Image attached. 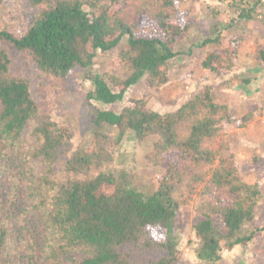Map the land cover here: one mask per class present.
<instances>
[{
  "label": "trees",
  "instance_id": "obj_1",
  "mask_svg": "<svg viewBox=\"0 0 264 264\" xmlns=\"http://www.w3.org/2000/svg\"><path fill=\"white\" fill-rule=\"evenodd\" d=\"M6 1L0 0V9ZM24 1L31 10L22 35L11 29L8 11L0 15V264H179L178 212L204 196L202 218L194 225L197 257L222 264L225 250L250 243L256 230L244 228L255 219L263 190L245 178L224 136L228 125L247 126L251 113L236 119L210 86L165 113L151 109L146 99H132L120 112L92 103L122 100L146 74L152 87L170 80V59L178 54L174 44L186 31L178 18L186 0ZM259 4L243 6L227 26L251 18ZM144 15L165 32L164 39L135 36ZM125 35L127 46L120 48ZM243 42L235 34L226 43L217 27L199 44L203 68L235 69ZM115 49L131 72L87 74L93 88L73 113L75 126L85 127L91 139L59 169L74 127L53 118L54 97L64 92L77 66L91 67L99 53ZM12 51L36 77L35 88L30 77L13 71ZM260 57L264 63V47ZM38 91L46 92L43 102ZM160 129L167 144L155 142L149 157L173 149L179 162L169 160L150 193L138 174H116L111 167L124 139L141 142Z\"/></svg>",
  "mask_w": 264,
  "mask_h": 264
},
{
  "label": "rangeland",
  "instance_id": "obj_2",
  "mask_svg": "<svg viewBox=\"0 0 264 264\" xmlns=\"http://www.w3.org/2000/svg\"><path fill=\"white\" fill-rule=\"evenodd\" d=\"M233 2H238L239 5L233 8ZM256 2L257 0L184 1L179 5L178 18L186 31L174 44L178 54L170 59V80L161 86L152 87L146 74L126 91L122 100L112 104L92 101L97 108L120 112L132 99H146L151 109L165 113L178 109L199 89L210 86L215 98L229 105L236 119L249 113L253 115L252 120L243 128L228 125L224 137L230 149L237 155L245 178L250 182L260 183L263 198L257 207L255 219L247 222L244 228L248 232L256 230L254 239L246 246L238 245L232 251L225 250L222 264H227L229 260L235 264H264V63L260 57V49L264 47V0H260L261 5H258L251 18H244L227 26L228 20L237 16L243 6L249 7ZM30 10L27 1L8 0L1 7L0 15L3 16L8 11V15L13 17L10 20L11 29L17 35H22L29 25ZM217 27L223 29L226 43L231 35L244 36V42L239 47V63L231 71L211 72L202 66L205 50L199 44L205 37L212 36ZM135 36L164 39L165 32L150 16L144 15L139 21ZM128 37L125 35L122 38L120 48L127 46ZM12 57L13 71L30 77L35 88L37 79L24 66L22 56L12 51ZM107 70L122 77L131 72L129 67L120 62L117 49L99 53L91 67L77 66L68 77L64 92L54 97L53 118L74 127V138L57 163L59 169L75 150L87 145L91 139V135L84 132L85 127L75 126L76 115L73 113V108L78 105L77 101H87V93L93 88L87 74L103 73ZM36 95L40 102L47 97L45 91H38ZM110 129L116 132V127ZM155 142L164 146L167 144L163 130H158L141 142L129 137L124 139L117 147L111 170L116 174H138L140 179L147 182L144 190L154 192L158 188V181L168 170L169 160L179 162L173 149L163 152L157 159L150 158L149 153ZM206 197H200L196 203L184 206L178 212L176 226L181 252L179 264H204L196 254L199 240L194 225L202 218L199 204Z\"/></svg>",
  "mask_w": 264,
  "mask_h": 264
},
{
  "label": "crops",
  "instance_id": "obj_3",
  "mask_svg": "<svg viewBox=\"0 0 264 264\" xmlns=\"http://www.w3.org/2000/svg\"><path fill=\"white\" fill-rule=\"evenodd\" d=\"M248 23V21H246Z\"/></svg>",
  "mask_w": 264,
  "mask_h": 264
}]
</instances>
